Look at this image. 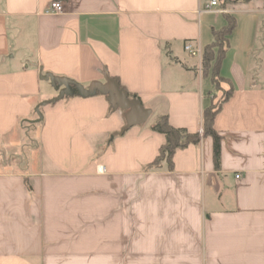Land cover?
<instances>
[{
  "label": "crops",
  "instance_id": "crops-1",
  "mask_svg": "<svg viewBox=\"0 0 264 264\" xmlns=\"http://www.w3.org/2000/svg\"><path fill=\"white\" fill-rule=\"evenodd\" d=\"M51 1L0 0V264H264V0L227 6L219 165L202 118L215 84L185 49L226 25L211 0ZM47 73L84 87L106 73L155 117L120 134L125 110L75 92L37 121L58 95ZM162 115L200 141L147 170Z\"/></svg>",
  "mask_w": 264,
  "mask_h": 264
},
{
  "label": "trees",
  "instance_id": "trees-1",
  "mask_svg": "<svg viewBox=\"0 0 264 264\" xmlns=\"http://www.w3.org/2000/svg\"><path fill=\"white\" fill-rule=\"evenodd\" d=\"M250 0H219L220 7L227 9L232 3L247 2ZM226 25L220 29H213V41L206 45L202 54V73L203 75L211 74L212 81L215 85L221 83L224 78L220 76V67L226 55V47L229 36L237 26L235 16L229 11L224 12ZM222 90V89H221ZM224 97L217 104L212 103L203 111V129L204 136L213 138V155L216 165H219L221 159L222 136L215 129L214 122L217 114L222 108V104L228 100L233 92L234 87L231 85L227 91L222 90ZM152 129L163 133L166 137V143L160 148L159 155L154 161L147 165V170L159 169L166 162L169 168H173V156L178 149L187 147L191 143L200 141L199 133H191L184 128H177L171 125L167 115L159 116L152 124Z\"/></svg>",
  "mask_w": 264,
  "mask_h": 264
},
{
  "label": "water",
  "instance_id": "water-1",
  "mask_svg": "<svg viewBox=\"0 0 264 264\" xmlns=\"http://www.w3.org/2000/svg\"><path fill=\"white\" fill-rule=\"evenodd\" d=\"M43 79L51 82L55 89L58 90V95L52 99L42 101L37 105L36 111L39 116L37 121L43 118V114L40 110L42 106L55 103L65 96L74 95L75 92L83 97L93 96L98 93L107 95L108 101L113 109L120 108L125 110L126 124L120 130V134L134 125L146 122L152 113V110L146 108L139 99L130 98L126 89L122 88L116 79L109 77L106 73L105 82L93 81L88 87H84L75 80L54 76L51 73L44 75Z\"/></svg>",
  "mask_w": 264,
  "mask_h": 264
},
{
  "label": "built area",
  "instance_id": "built-area-1",
  "mask_svg": "<svg viewBox=\"0 0 264 264\" xmlns=\"http://www.w3.org/2000/svg\"><path fill=\"white\" fill-rule=\"evenodd\" d=\"M64 9H65V5H64L63 1L53 0L49 3L47 12L52 13V14L53 13L59 14V13L64 12ZM204 10L205 11L217 10V11L222 12V13L227 11V9L220 7L219 0H211L209 3H207L205 5ZM185 49L188 50L193 55H197V56L202 57L203 51L200 48L193 47L192 44H190V43L185 45ZM99 170L102 171L103 168L100 167Z\"/></svg>",
  "mask_w": 264,
  "mask_h": 264
},
{
  "label": "rangeland",
  "instance_id": "rangeland-1",
  "mask_svg": "<svg viewBox=\"0 0 264 264\" xmlns=\"http://www.w3.org/2000/svg\"><path fill=\"white\" fill-rule=\"evenodd\" d=\"M214 98L217 99V104L222 101L223 97H224V93L221 90V83L219 82L217 85H215V90L213 92ZM54 98V97H53ZM154 115L151 116V118L149 119V122L152 121L154 119ZM34 132H28L27 135L24 137L23 139V145H24V152L26 154V151L30 152V147H32L35 150V155H39L38 149H39V144H38V140H37V134L39 132V128H37V126L35 128H33ZM113 135H111L112 137ZM29 144V148L26 146ZM31 144V145H30Z\"/></svg>",
  "mask_w": 264,
  "mask_h": 264
}]
</instances>
